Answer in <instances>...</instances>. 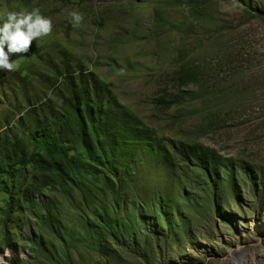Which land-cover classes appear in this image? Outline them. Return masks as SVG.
I'll return each mask as SVG.
<instances>
[{
    "label": "rangeland",
    "instance_id": "374dc122",
    "mask_svg": "<svg viewBox=\"0 0 264 264\" xmlns=\"http://www.w3.org/2000/svg\"><path fill=\"white\" fill-rule=\"evenodd\" d=\"M246 6L264 14V0H0V22L37 7L53 25L0 70V140L45 156L22 119L62 111L63 73L107 85L99 125L118 131L68 183L0 153L6 264H264V18ZM179 144L228 167L211 176Z\"/></svg>",
    "mask_w": 264,
    "mask_h": 264
},
{
    "label": "trees",
    "instance_id": "16d2710c",
    "mask_svg": "<svg viewBox=\"0 0 264 264\" xmlns=\"http://www.w3.org/2000/svg\"><path fill=\"white\" fill-rule=\"evenodd\" d=\"M244 13L252 18H264L263 13L255 14L250 6H246ZM89 74L79 73L77 76L61 74L62 81L59 87L62 88L60 90L62 111L60 113L47 104L32 108L26 116H23V122L25 117L28 119L26 131L30 132V137H27V140L36 150H44V157H41L38 152L28 153L26 145L20 147L15 137L7 140V143L5 140H0V153L3 152L9 157L6 159L12 160L13 163L18 162L21 166H26L30 161L37 165L42 174L58 178L63 183L72 181L71 171L90 173L98 169L101 162L107 158L104 152L108 151L109 145L117 136H114V133L118 131L115 128H108L105 124L102 127L99 125L100 120L110 117L104 106V102L108 101V89L106 84H103L100 90L95 87L96 85L87 84ZM18 89L23 90L22 86ZM38 108L44 114L41 118L38 116ZM116 109L119 111L120 107L117 105ZM118 119L120 118L116 117L111 120L120 123ZM71 138H75L76 142ZM10 141H13L11 145ZM78 146L81 147V153H78L80 150ZM179 146L178 154L184 160L199 164L211 176L216 175L217 170L222 167H228L214 150L202 146H185L184 144ZM74 150L77 153L75 157L70 158V153ZM162 156L164 161L170 158L168 154ZM42 187L39 183L34 184L36 191Z\"/></svg>",
    "mask_w": 264,
    "mask_h": 264
},
{
    "label": "clouds",
    "instance_id": "9594fccd",
    "mask_svg": "<svg viewBox=\"0 0 264 264\" xmlns=\"http://www.w3.org/2000/svg\"><path fill=\"white\" fill-rule=\"evenodd\" d=\"M73 27H78L83 19L79 12L70 13ZM52 21L43 16L40 9L7 11L0 22V70L14 71L17 68L15 60H10L12 54L27 53L33 40L48 36L52 31ZM0 264H6L0 258Z\"/></svg>",
    "mask_w": 264,
    "mask_h": 264
},
{
    "label": "bare ground",
    "instance_id": "6f19581e",
    "mask_svg": "<svg viewBox=\"0 0 264 264\" xmlns=\"http://www.w3.org/2000/svg\"><path fill=\"white\" fill-rule=\"evenodd\" d=\"M239 262H240L239 264H244L243 259H240Z\"/></svg>",
    "mask_w": 264,
    "mask_h": 264
}]
</instances>
